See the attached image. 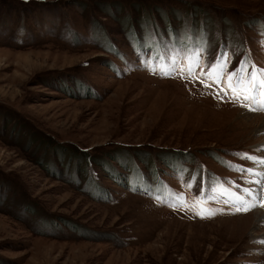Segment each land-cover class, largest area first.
I'll return each instance as SVG.
<instances>
[{
    "label": "rangeland",
    "instance_id": "obj_1",
    "mask_svg": "<svg viewBox=\"0 0 264 264\" xmlns=\"http://www.w3.org/2000/svg\"><path fill=\"white\" fill-rule=\"evenodd\" d=\"M245 59L264 0H0V264H264Z\"/></svg>",
    "mask_w": 264,
    "mask_h": 264
},
{
    "label": "snow or ice",
    "instance_id": "obj_2",
    "mask_svg": "<svg viewBox=\"0 0 264 264\" xmlns=\"http://www.w3.org/2000/svg\"><path fill=\"white\" fill-rule=\"evenodd\" d=\"M223 55V54H221ZM226 60L217 59L215 63L209 62L211 72L221 73L224 68L223 65L226 63ZM249 69H251L249 71ZM185 71V69H181ZM190 72L191 69H188ZM211 72L209 74H211ZM201 76H205L202 72ZM206 78V77H205ZM213 82H217L223 85V90L225 94L228 92L233 93V99L241 98L244 101L245 107H250L251 105H258L261 108H264V69L257 68L255 64H249L247 59L241 60L240 65L230 73L227 77V80L220 79L219 76L215 77ZM240 89H243L241 93ZM254 110V109H252ZM255 160V157H248ZM259 163L264 164V160L259 161ZM248 171H252L249 169ZM261 176H264V173H260ZM255 183L260 184V180H256ZM245 192L253 200L257 201L261 207H264V200H260L259 194L253 193L249 189H245ZM238 199H243L238 197ZM256 204H251L245 207H238L237 211H248L250 207H255ZM199 214V213H198ZM214 214V213H210ZM264 243V241H262Z\"/></svg>",
    "mask_w": 264,
    "mask_h": 264
},
{
    "label": "bare ground",
    "instance_id": "obj_3",
    "mask_svg": "<svg viewBox=\"0 0 264 264\" xmlns=\"http://www.w3.org/2000/svg\"><path fill=\"white\" fill-rule=\"evenodd\" d=\"M263 172H264V171H262L261 173H263ZM258 177H260L259 180H260L261 182H263V180H264V176H261V175L258 176V175H257V179H258ZM257 179H256V180H257ZM261 184H262V183H260L259 185H261ZM257 186H258V185H257ZM254 188H256V187H254ZM246 189H249V190H250V189H253V188H246ZM257 189H258V188H257ZM259 189H260V188H259ZM253 193H256V191H254Z\"/></svg>",
    "mask_w": 264,
    "mask_h": 264
}]
</instances>
